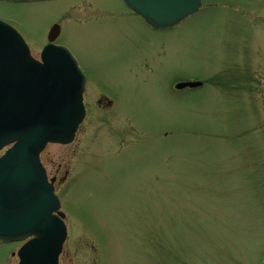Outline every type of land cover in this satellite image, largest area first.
Here are the masks:
<instances>
[{
    "label": "rangeland",
    "instance_id": "rangeland-1",
    "mask_svg": "<svg viewBox=\"0 0 264 264\" xmlns=\"http://www.w3.org/2000/svg\"><path fill=\"white\" fill-rule=\"evenodd\" d=\"M201 3L157 31L121 0H0L36 59L60 26L87 81L74 141L41 155L68 173L59 264H264V0Z\"/></svg>",
    "mask_w": 264,
    "mask_h": 264
},
{
    "label": "water",
    "instance_id": "water-1",
    "mask_svg": "<svg viewBox=\"0 0 264 264\" xmlns=\"http://www.w3.org/2000/svg\"><path fill=\"white\" fill-rule=\"evenodd\" d=\"M153 29H170L201 7L200 0H121ZM49 44L32 58L22 37L0 21V241L30 239L18 264H58L66 241L65 216L40 154L48 144L68 145L85 117V78L69 51ZM201 83H181L177 90Z\"/></svg>",
    "mask_w": 264,
    "mask_h": 264
},
{
    "label": "flooded vegetation",
    "instance_id": "flooded-vegetation-1",
    "mask_svg": "<svg viewBox=\"0 0 264 264\" xmlns=\"http://www.w3.org/2000/svg\"><path fill=\"white\" fill-rule=\"evenodd\" d=\"M27 2L28 3H32V2H35V0H25V2H23V3H27ZM86 85H87V81H86ZM100 101H102V102L105 101L106 102L105 106L108 104L107 107H105V106L102 107L103 109H110L111 108V107H109L111 105V101H109L106 97L101 96L100 100L98 101V105L100 104ZM58 173H59V170H57L55 174L58 175ZM67 175H68V173L65 172V175L61 179H59V181L56 182L57 185L58 184L61 185L62 183H64L66 181V179H67ZM53 178H56V177H53ZM55 186H56V184H55Z\"/></svg>",
    "mask_w": 264,
    "mask_h": 264
}]
</instances>
